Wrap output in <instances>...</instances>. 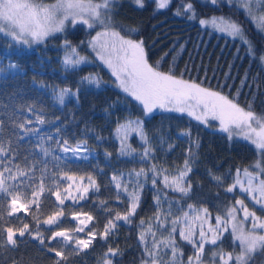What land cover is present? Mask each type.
<instances>
[{"label":"trees","instance_id":"obj_1","mask_svg":"<svg viewBox=\"0 0 264 264\" xmlns=\"http://www.w3.org/2000/svg\"><path fill=\"white\" fill-rule=\"evenodd\" d=\"M43 2L52 3L54 0H43ZM188 2L194 6L195 20L188 19L187 15H176L177 11L183 12V5ZM155 9L153 0H145L143 8L136 7L132 0H119L113 8L112 17L117 25L116 30L123 29L121 35L126 38L142 40L149 56V63L155 66L157 61H160V71L169 72L172 69V74L177 78L219 91L230 99L236 98L239 92L238 103L241 107L247 110L248 104L252 102L251 110L257 115H264V66L260 62V56L264 54V32L258 34L257 26L246 19L239 5H228L224 0H221L218 5L207 3V0H171L165 9L158 11ZM211 16L230 17L241 25L246 36L255 46L256 58L252 59L246 54V46L242 45L239 39L234 40L210 26L200 25V19ZM99 29L102 28L73 30L69 24L64 33L54 34L45 43L31 47L15 44L9 47L8 40L0 38V62L4 66L10 62L15 63L19 69L18 75L0 79V125H2L0 140L4 142L5 147H8V142L11 140L9 151L4 156H0V160H4L5 164L11 160L12 163L9 166L15 170L17 165L20 166V170H27L34 166V186L40 184L41 173L45 169L49 177L45 180V184L52 183L53 173L60 178L65 173L74 176L75 182L64 180L60 185V191L65 195L68 194L64 191L65 189L76 192L81 185V176L85 177L83 185L88 184L86 177L91 175L99 186L98 192L90 190L87 199L79 201L78 206H74L70 199L66 200L63 208L65 216L61 218L62 222L58 227L44 224V220L49 215L61 210L56 206L58 202L54 195L42 201L39 213L36 208H33L31 214L19 216V218H8L5 215V202H3L5 222L0 224V227L21 228L24 223H27L32 233L26 234L23 238L17 236V246L14 249L10 247L0 249V264H54V258L41 247L47 246L48 240L45 239V243L41 245L34 236L37 231L47 238L54 230L72 229L69 215L78 211H86L94 216L96 222L93 227L98 231V235L89 249L67 256L62 264H103L105 259L111 260L112 264H142V260L145 259V246L141 243L140 237L144 236L148 250L151 251L154 240L159 241L169 237L172 220L182 217L184 209L189 204L197 208H208L212 216V224H215V216L222 213L227 206L234 204L236 199H245V203L249 204L246 194H242L237 186L234 194L226 193L225 189L233 184L238 168L243 170L257 161L258 155L254 146L241 137L234 136L230 140L227 133L220 130L219 122L211 118L207 124H204L193 119L186 112L164 109L158 110L151 116H145L139 103L115 85L112 75L98 59H95V53L88 48L87 41ZM129 29L136 31L129 34ZM65 39L72 45H80V54L87 55L91 61L89 66L82 67L76 72L65 73L67 78L63 80L49 75L44 77L39 72H34L32 67H37V62L40 61L56 66L62 65L60 54L50 45L59 44ZM81 41H84L82 45ZM165 54H167L166 58L161 60ZM88 74H95L101 80L99 89L82 88L78 103L71 96L66 97L63 106L54 103L52 81L56 83L57 89L70 87L75 90L80 77ZM5 75L7 74L0 73V76ZM42 84L48 87L41 90ZM27 105L43 107L51 120H59L69 134L77 139L86 140L90 146L97 149L106 147L103 145L106 139L112 140L116 146L120 147V141L113 134L118 123L137 118L143 120L153 153L142 163L149 168L156 165L160 174L156 176L155 186L152 183V173H148L146 177H140L141 181H145V187L131 223L118 221L116 229L111 232L107 240L101 239L100 234L104 232L105 225L111 219L99 212L94 202L114 199L117 190L112 177L115 175L127 182L129 179L127 174L133 170L139 171L142 165L133 164L130 161L132 157L118 155V147L107 146L106 148L112 151L118 160L127 161L123 169L119 168L117 172H100L93 165L72 162H61L60 167L57 168V162L51 156L44 157L40 152L37 147L39 140L19 139L21 115L17 112V108L27 107ZM184 128L191 130L198 143V149L196 147L193 149L195 162L192 164L193 170L188 177L193 186L189 197H182L181 193L170 188L163 189L164 185L160 183V178L176 177L182 170L187 146L175 136V131ZM128 144L136 150L134 156L141 160L140 154L144 151V145L140 137L133 134ZM45 145L49 146L47 143ZM169 145L174 147L170 149ZM121 173L125 175L121 176ZM210 173L225 178L221 184L217 185ZM56 190L55 187L52 188V192ZM157 194L160 196L159 207L154 200ZM121 196L128 201L126 194ZM29 198H31V192H29ZM127 211L124 209L122 212L125 214ZM169 211L171 215H168ZM158 213L162 221H167L165 229L157 227ZM257 215L264 216V213L257 210ZM37 216L40 223L39 229L35 219ZM142 220L143 225H141ZM150 227L155 237L148 231ZM179 228L180 224L177 225V231L173 233L179 251L183 253L182 256L178 255L177 264L180 260L187 264L194 250L191 244L180 239ZM6 235L5 232L0 239L6 240ZM109 248L118 250V254L115 257H105L104 252ZM220 251L239 254V244L236 242L235 248L233 247L230 232L225 234L223 243L216 247L206 245L203 264H214L212 253ZM171 257V249L161 245L160 264H168ZM149 264H151L150 261ZM215 264H220L219 256L216 257ZM230 264H234V261ZM251 264H264V252L256 255Z\"/></svg>","mask_w":264,"mask_h":264},{"label":"snow or ice","instance_id":"obj_2","mask_svg":"<svg viewBox=\"0 0 264 264\" xmlns=\"http://www.w3.org/2000/svg\"><path fill=\"white\" fill-rule=\"evenodd\" d=\"M119 0H54L53 3H44L43 0H0V38L8 40V46L28 45L45 43L46 40L54 34L64 33L69 24L73 30L78 28H85L86 30H94L100 27L103 30L96 32L87 41V46L95 53V59L101 61L108 69L111 70L112 76L116 78L117 86L131 97L134 101L139 102L142 106L145 116L152 113L154 109L172 110L180 113L187 112L189 116L194 117L197 121L204 124L208 123V118L219 122L220 130L227 133L231 140L233 137H241L245 141L250 142L257 152L258 159L254 165L237 169L233 180V184L229 185L225 191L226 193L234 194L236 186L242 194H246L249 204L245 203V199H236L234 204L226 207L222 213L215 216V224H212V216L208 208L195 209L193 205L189 204L188 208L194 212L198 211L200 214L195 216V221H200V229L198 237L194 228V222L189 220V213L184 212L183 217H177L171 222V232L167 239L155 241L152 250L149 251L147 243L142 235L140 241L145 246L144 257L142 264H160V246L163 245L166 249H171L172 257L168 264H177V257L182 256L183 253L179 251V246L176 243L173 233L177 231L178 224L188 223L187 231L184 227L179 229L180 239L187 241L192 245L194 250L193 256H189L187 264H203V257L205 254L206 245L216 247L223 243L225 234L230 232L232 237V244L235 248L236 241L239 242V254L234 255L233 252L225 253L223 251L213 252L212 259L215 264V259L219 256L220 264H251L252 259L264 252V216H258L257 210L264 213V115H257L251 110L252 102L248 104L247 110L241 107L238 103V95L236 98H229L227 95L221 94L219 91H213L210 88L202 87L198 83L190 82L182 78H177L172 74V69L169 72H162L159 70L160 61L156 65L149 63L148 53L145 51L143 41L126 38L121 35V31H117V25L113 22V8ZM138 8L145 6V0H132ZM156 5L155 10L165 9L170 0H153ZM228 5H239L243 9L246 19H249L257 26L258 34L264 32V0H224ZM207 3L218 5L221 0H207ZM205 6H207L205 4ZM189 13H191L189 15ZM257 13H260L257 15ZM176 15H187L188 19L195 20L196 13L191 2L183 5V12L177 11ZM201 26L208 25L217 32L224 33L226 37H232L234 40L239 39L241 44L246 46V54L255 59V46L246 36L244 29L236 21L230 17H216L213 16L208 19H200ZM129 34L135 32V29H129ZM84 41H81V45ZM80 45H72L67 39L61 45L64 51L63 57L60 59L65 73L76 72L82 67L89 66L91 61L87 55H81L79 51ZM165 57H161L163 60ZM261 65L264 66V54L260 56ZM0 73L7 75L0 76V79H7L8 76H15L19 74L18 65L15 63H8L6 66L0 62ZM67 76H65V79ZM243 83V82H242ZM101 80L95 74H88L80 77L77 82L75 90L70 87L58 88L53 87L52 98L55 104L65 105L66 97H73L75 101L79 102V95L82 88L95 87L99 89ZM47 85H40L41 90L46 89ZM29 111H33L32 106H29ZM32 123V121H26ZM35 123L44 125L47 120L43 115H37ZM255 125V126H254ZM23 129L24 135L27 136L30 132L37 133L39 129H28L25 123L19 125ZM2 131V125H0ZM61 130L57 129L59 134ZM135 132L144 145V151L140 154L142 161L149 158L153 153V148L150 143L147 132L144 129L143 120L129 119L125 122L118 123L114 129L113 134L120 141V147L117 150L118 155L135 158V149L128 144V138L131 133ZM181 135H189L190 133H182ZM23 139V137H19ZM47 139L50 141L51 136ZM99 139V138H97ZM193 146L198 149V143L191 141L190 147L186 152V158L182 170L178 175L168 182V177L164 178V187H172L173 191L181 193L182 197H189L193 186L189 182L188 177L192 172V164L195 162ZM11 147V140L8 142V147H5L4 142L0 140V156H4ZM37 147L44 157H49L57 162L56 167L59 168L61 162H68L73 160H87L89 158V149L86 141H78L75 145L71 144L69 139L58 138L56 140V148L61 155H54L53 149L45 145V138L40 137ZM174 146L169 145L172 149ZM106 153V156H110ZM9 160L5 164L4 160H0V224L5 222L4 205L5 200L7 204V217L19 218L18 214L21 210L31 214V210L36 208L37 213L41 210L42 201L45 198H50L54 195L56 197L57 207L61 210L49 215L44 224L59 226L62 222L61 218L65 216L63 210L66 200H71L74 206H78L79 201L86 200L89 191L98 192L99 186L95 179L88 175L86 177L88 184L83 185L85 177L81 176V185L76 192H70L68 189L64 191L65 195L60 191V185L64 180L75 182L74 176H69L66 173L62 178L57 177L55 173L52 174V183L45 184L48 174L45 169L41 173V182L38 186H34V166L27 170H20L17 165V171L13 172ZM252 169V170H250ZM102 171V170H101ZM166 171V170H165ZM152 173L153 186L157 183L156 176L159 175V170L156 165L151 168L139 171L133 170L127 175L129 177L127 182L122 181L117 176L112 177V182L115 183L117 190V199H120L121 194H126L129 201L128 211L121 215H117L108 221L105 225L104 232L100 234V238L107 240V237L117 227L118 221L131 223V218L135 215L136 210L141 200L142 190L145 187V181H141L140 177L147 176ZM231 173H229L230 175ZM121 173V176H124ZM213 181L219 185L223 182L225 177L212 175ZM25 181H27L25 183ZM187 185V186H185ZM57 190L52 192V188ZM131 187V190L129 188ZM82 188V190H81ZM31 192V198L28 193ZM157 207L160 205V196H154ZM106 202H101L103 206ZM171 208V202H170ZM256 209V210H253ZM109 212L111 210H108ZM168 215H171L169 211ZM80 214H74L73 219H79ZM84 219L79 220V225L74 232L68 230L54 231L50 237L45 238L39 231L36 232L34 239L39 240L41 245L45 243V239L55 242L58 238H62L63 245L66 247L77 233L85 231L84 225L93 219L91 215L84 214ZM37 229L40 227L38 216L35 218ZM157 227L165 229L167 221L161 220L160 214L156 216ZM143 220L141 225H143ZM250 224V226H249ZM205 225L207 227H205ZM153 237L155 233L152 232L151 227L148 230ZM6 232V240L0 239V249L7 247L15 248L17 246V236L25 237L26 234H31L32 229L29 224L24 223L21 228L0 227V238ZM89 239L76 240V248L73 251H81L88 249L96 238L97 233L89 232ZM54 252L57 258L54 264H62L66 261L64 251H58L54 248L49 249ZM109 254L115 257L118 250L109 248L105 253V257ZM103 264H112L111 260L105 259ZM179 264H184L182 260Z\"/></svg>","mask_w":264,"mask_h":264},{"label":"rangeland","instance_id":"obj_3","mask_svg":"<svg viewBox=\"0 0 264 264\" xmlns=\"http://www.w3.org/2000/svg\"><path fill=\"white\" fill-rule=\"evenodd\" d=\"M95 2H99V0H95ZM44 3L50 4L49 2H44ZM257 15H259V14H257ZM211 17H213V16H211ZM211 17H204L203 19H208V18H211ZM205 26H208V25H205ZM102 30L103 29H99L96 32L102 31ZM96 32L94 33L93 36L96 35ZM63 42L64 41L60 42L59 44L54 43V44L50 45V47L53 50L57 51L60 54L61 57H63V55L65 54L64 51L61 49V45H62ZM35 45H37V44H33L31 46H35ZM22 46L31 47V46H28V45H22ZM9 61H11V60L9 59ZM37 64H38L37 67L36 66L32 67V70L34 72H39L40 75H42L44 77L46 75H49L51 77H56V78H59L61 80L65 79V71H64V68H63L62 65L61 66H56V65H54L52 63L45 62V61L37 62ZM101 64L111 74V70L108 69L107 66L104 65L102 62H101ZM112 77L114 78L115 85L117 86L116 78L114 76H112ZM52 84L54 86H56V83L53 82V81H52ZM29 106H32L33 111H29ZM158 110H161V109H159V108L154 109L152 113L148 114V116L153 115ZM17 112H19V114L21 115V117H20L21 118V123H25V126L28 129H37V128L39 129V131L37 133L33 134V133L30 132L27 136H25L23 129L19 128L18 129L19 136L23 137V139H21V140H29V139L40 140V137H44L45 138V143H47L53 149V154L54 155H61L59 150L56 148V140L58 138L61 139V142H62L63 138H67V139H69L70 143L73 144V145H75L76 142H78V141H86V140H82V139H77V138L73 137L71 134H69L65 130L64 126L61 124V122L59 120H51L50 117H49V114L46 112V110L43 107H40L38 105H27V107H18L17 108ZM37 115H43L45 117V119L47 120V123H45L44 125H38L37 123H35V119H36ZM192 118L194 119V117H192ZM210 118L211 117H209L208 120ZM26 121H32V123L29 124V123H26ZM57 129L61 130L59 132V134L57 133ZM182 133H190V136L189 135H181ZM133 134H136V133L133 132V133L130 134V136L128 138V142H129V139L132 137ZM48 136L52 137V139L50 141L47 139ZM175 136L177 138H179L180 140H182L186 144L187 148H186V151H185V154H184L186 156V152H187V150L190 147L191 141H195V137H194L193 133L191 132V130L189 128H184V129L176 130L175 131ZM103 145L106 146V147L108 146L110 148L118 147V149H119V146H116L115 143L112 140H109V139H106L105 142L103 143ZM106 147H103L101 149L93 148L87 142V148L89 149V153H88L89 158L87 160H73V161H68V162H72V163H75V164H90V165H93L94 168L98 169L100 172H107V171L108 172H111V171L112 172H117V171H119V168L123 169L126 166L127 161L118 160V158H116L114 156V153L112 151H109ZM193 149H194V146H193ZM106 153H110L111 155L110 156H106ZM130 161L133 164H138V163L141 164L142 168L145 169V170L149 169L148 165H146L145 163H142V160H140V159H138L136 157L132 158V160H130ZM255 163H253L251 165H254ZM128 164H131V163H128ZM12 170H13V172L17 171V170H15L13 168H12ZM250 170H252V169H250ZM164 178L165 177L160 178V183L162 185H164ZM173 178H174L173 176L168 178L169 184H170V182L172 181ZM26 182L27 181H25V183ZM237 187L239 188V186H237ZM164 188L165 187H163V189ZM167 188L172 189L171 186L167 187ZM28 195H29V193H28ZM4 202H5V215L7 216V204H8V201L5 200ZM101 202L102 201H95L94 204H95V206H96V208H97V210L99 212H101L104 216H106V217H108L110 219H113L117 215V213L123 215L122 211L124 209L128 210L129 201H127L122 196L120 197V199H117V195H116L115 198L112 199V200H104L103 202H106V203L103 206H101ZM194 208L197 209V210L201 209V208H197V207H194ZM108 210H111V211L109 212ZM184 212H188L189 213V220H192L194 222V228H195V231H196V235L198 237V234H199L198 232H199V229H200V221H195L194 218H195V216L199 215L200 213L198 211L194 212V211L190 210L188 207L184 209ZM74 214H80L79 219H73V215ZM84 214L91 215L93 217V219L91 221H88L84 225L85 231L83 233H77L76 235L73 236V239L68 243V245L66 247H62V245H63L62 238H58L57 241H55V242L48 241L47 242V246H44V245L41 246L42 249L44 251H46V253H48L49 255H51L54 258V260H56L57 258L55 257L54 252H50L49 251L50 248H54V249H56L58 251H64L65 257H67L69 255H73V254H79L81 252L86 251L87 249H83L81 251H73L76 248V240H79V239L87 240V239H89V235H88L89 232H95L98 235V231L93 227L94 223L96 222L95 218H94V216L91 213L86 212V211H78V212H75V213H72L71 215H69V221H70V223L72 225V229H61V230H68L69 232H74L77 229L78 225H79V220L85 218ZM26 215H28V213H26L25 211L21 210V212L18 214V217L19 216L24 217ZM183 215H184V213H183ZM188 226L189 225H188L187 222H185V224H180V228L184 227L186 231H187ZM205 227H207V226L205 225ZM61 230H54V231H61ZM185 242H187V241H185ZM236 242L239 244L238 241H236ZM106 252H108V250L104 252V256H105ZM107 257H112V256L109 254V256H107Z\"/></svg>","mask_w":264,"mask_h":264}]
</instances>
